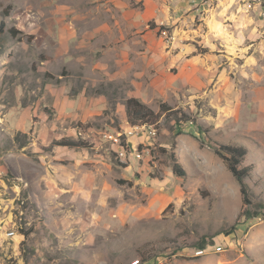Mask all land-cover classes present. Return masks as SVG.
<instances>
[{"label":"rangeland","instance_id":"374dc122","mask_svg":"<svg viewBox=\"0 0 264 264\" xmlns=\"http://www.w3.org/2000/svg\"><path fill=\"white\" fill-rule=\"evenodd\" d=\"M108 1L0 0V264H264V77H253L264 74L263 4L200 0L180 30L154 29L157 47L170 50L177 36L186 51L172 52L207 74L164 101L193 121L161 118L156 138L129 155L115 112L124 88L100 78L101 52L86 65L79 51L60 57L74 35L118 26L121 10ZM83 90L106 98L100 114L59 119L55 106ZM60 139L88 147L58 148ZM214 141L248 149V204ZM174 161L185 177L173 174ZM81 172L98 176L93 195L77 189ZM151 189L170 196L155 214Z\"/></svg>","mask_w":264,"mask_h":264},{"label":"crops","instance_id":"0c3cea01","mask_svg":"<svg viewBox=\"0 0 264 264\" xmlns=\"http://www.w3.org/2000/svg\"><path fill=\"white\" fill-rule=\"evenodd\" d=\"M130 1L140 3L141 7L132 8L129 4ZM198 1L200 0H110L108 1L110 5L119 6L121 10V15L116 14L121 17L119 21L116 20L118 26L110 28V31H106L103 27L96 28L88 32L87 36L82 35L79 39L74 35L77 39H70L69 44L66 45L67 50H64L67 53L60 55L61 58L63 57L62 60L71 56L75 51H79L83 64L88 57H92L93 52L99 50L101 58L105 60L102 61V65L107 75V77L100 78L104 82H112L124 88L117 99L115 110L120 121L119 130L126 131L129 128L124 105L126 99L137 98L153 108V105L159 100L164 102L184 94L186 88H192L199 81V76L207 74L204 71V65L200 69L194 64L193 57L180 52H172V48L175 46L186 51L184 45H181L175 38L177 36L174 37L172 43H165L166 48H170V50L163 51L162 47H157V44L152 41L154 29H159L160 26L173 25L180 30L179 26L182 27L183 19L188 17L187 14H194V6ZM255 3L257 2L255 1ZM109 9L111 10V8ZM149 21H154L157 27L146 26ZM59 42L62 45L66 43V41L60 40ZM68 61L70 62L69 59H66V62ZM175 65L178 68V74L182 71L180 77H171L173 74L170 69ZM90 66H92V62ZM148 68L154 71L148 72ZM253 77H264V74H256ZM260 91L264 97V88ZM100 96L98 98L89 96L83 90L78 92L73 99L66 98L58 106H55L59 119L67 121L76 115L82 118H86L87 115H99L100 109L105 107L103 104L106 101V98H100ZM262 109L264 110V101ZM129 137L131 138L129 139ZM151 139L146 133L128 136L129 155L132 154L131 150L136 145H146L151 142ZM81 174L83 180L77 183V189L85 197L88 194L93 195V190L97 191L98 188V176L93 173L87 176L85 172H81ZM169 202V195L151 189L146 208L149 213L155 214Z\"/></svg>","mask_w":264,"mask_h":264},{"label":"trees","instance_id":"16d2710c","mask_svg":"<svg viewBox=\"0 0 264 264\" xmlns=\"http://www.w3.org/2000/svg\"><path fill=\"white\" fill-rule=\"evenodd\" d=\"M163 30H165L164 27L160 26L159 31L162 32ZM124 105L126 110V121L129 125H145L147 127L153 126L154 128H158L161 118L167 120L170 119L171 116L178 114H180L181 118L179 120H183L185 122L193 121L184 113L174 111L169 104L164 102L159 104L157 111L149 107L147 104L141 102L137 98L126 99ZM201 131L207 133V131L203 128H201ZM54 144L55 146L76 149L88 147L86 142L80 140L75 141L60 139L58 141H55ZM121 144L125 149H128L124 143ZM214 144L216 146L215 152L218 156H220V158L223 159L232 176L240 184L243 204H248V190L246 184L244 183V180L250 178L252 166H242V163L244 162L245 157L248 153V149L246 148V146L235 142L214 141ZM172 171L176 176L185 177L186 175L184 171H182V169L179 167L177 161H174Z\"/></svg>","mask_w":264,"mask_h":264},{"label":"built area","instance_id":"2783aa9c","mask_svg":"<svg viewBox=\"0 0 264 264\" xmlns=\"http://www.w3.org/2000/svg\"><path fill=\"white\" fill-rule=\"evenodd\" d=\"M255 1L258 4H260V5L263 4L262 8L264 10V0H255ZM138 132L147 134V133H149V128H145V125H129V128L124 132V134L126 136H132V135L138 134ZM113 140H114V142H118L117 137L114 138ZM117 146H118V154H119V156L125 158L126 154H127V150L122 146V144H117ZM145 153H147V154L149 153L147 147H146ZM135 157L140 159L141 158V154L136 152L135 153ZM7 237H11V236H7ZM216 250L220 251L221 247H217ZM203 254H204V249H199V250L195 251V256H200V255H203Z\"/></svg>","mask_w":264,"mask_h":264},{"label":"bare ground","instance_id":"6f19581e","mask_svg":"<svg viewBox=\"0 0 264 264\" xmlns=\"http://www.w3.org/2000/svg\"><path fill=\"white\" fill-rule=\"evenodd\" d=\"M145 128H149V133H147V135L150 137V138H154L155 136H156V133H157V131H156V127L154 128L153 126H150V127H147V126H145ZM111 138V137H110ZM156 138V137H155ZM154 138V139H155ZM153 139V140H154ZM151 148V147H150ZM152 152V151H151ZM5 235L6 236H13L14 235V231H8V232H6L5 233Z\"/></svg>","mask_w":264,"mask_h":264}]
</instances>
